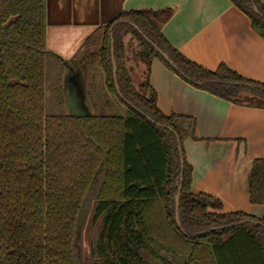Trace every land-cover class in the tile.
Masks as SVG:
<instances>
[{"label":"trees","instance_id":"1","mask_svg":"<svg viewBox=\"0 0 264 264\" xmlns=\"http://www.w3.org/2000/svg\"><path fill=\"white\" fill-rule=\"evenodd\" d=\"M230 1L264 38V4ZM171 14L169 7L123 11L84 39L81 72L97 62L124 110L116 113L102 102L96 113L73 116L45 110V60L62 62L45 47V0H0V264H264V214L222 212L218 198L192 192L182 141L194 137L196 121L159 110L150 60L157 57L187 82L235 103L264 108V84L223 63L208 70L185 58L161 33ZM127 34L138 41L146 66L138 88L124 63ZM110 35L124 100L112 78ZM178 145L180 228L173 199ZM248 194L264 206V158L252 161ZM244 219L250 222L227 227Z\"/></svg>","mask_w":264,"mask_h":264},{"label":"crops","instance_id":"2","mask_svg":"<svg viewBox=\"0 0 264 264\" xmlns=\"http://www.w3.org/2000/svg\"><path fill=\"white\" fill-rule=\"evenodd\" d=\"M166 7L172 14L161 33L185 58L208 70L223 63L264 84V38L230 0H45V47L70 61L95 28L123 11ZM148 80L163 114L196 121L194 137L182 141L192 192L218 198L222 212L261 218L264 206L249 201L248 176L252 161L264 158V108L220 98L187 82L157 57L150 60Z\"/></svg>","mask_w":264,"mask_h":264},{"label":"rangeland","instance_id":"3","mask_svg":"<svg viewBox=\"0 0 264 264\" xmlns=\"http://www.w3.org/2000/svg\"><path fill=\"white\" fill-rule=\"evenodd\" d=\"M124 63L129 76L136 88L140 82L146 78V68L140 62L138 55V41L127 34L123 38ZM80 53L70 61H59L56 58L49 57L45 60V110L48 113L62 114L68 112L64 95V80L66 75L71 72L74 76H80L82 80V91L85 104L91 113H96L95 104L106 102L110 104L112 111L122 113L124 110L115 97L110 94L104 85V72L100 65L95 62L93 67L87 71L81 72L80 67L83 61L80 60ZM79 58V60H77ZM90 239L94 241L95 234L91 231ZM85 241L82 242L84 249L88 248ZM169 258L168 255L164 254Z\"/></svg>","mask_w":264,"mask_h":264},{"label":"water","instance_id":"4","mask_svg":"<svg viewBox=\"0 0 264 264\" xmlns=\"http://www.w3.org/2000/svg\"><path fill=\"white\" fill-rule=\"evenodd\" d=\"M253 12L258 14V10L255 6H253ZM129 24L133 29H135L143 38L144 40L150 44L153 49L162 57L164 61H166L169 65L174 67L173 62L170 60L168 55L163 52L157 45H155L152 41H150L141 31L140 29L132 22H126ZM110 54H111V65H112V78L114 82V87L116 89V92L118 96L122 99L123 97L120 94L118 84H117V79H116V73H117V64L114 59V53H113V39L112 35H110ZM64 95H65V102L68 107V113L73 116H82L85 115L89 110L86 107L85 104V99L82 91V80L80 76H74L71 72H69L64 80ZM127 102V101H126ZM128 105H130L132 108L135 110L139 111L131 105L129 102H127ZM147 119H149L147 116H145ZM152 123H154L151 119H149ZM168 130H171L168 126L163 125ZM178 150L180 153V173L178 176V179L176 180V186H177V191L173 196L174 199V220L176 225L180 228V222H179V197H180V191L182 187V177H183V158L181 154V149L180 145H178ZM246 222H250L248 219L241 220L239 222L233 223L228 225L227 227L238 225V224H243ZM218 229V227L211 228L208 231Z\"/></svg>","mask_w":264,"mask_h":264}]
</instances>
